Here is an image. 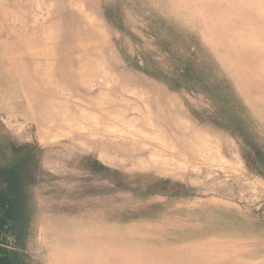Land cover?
I'll return each mask as SVG.
<instances>
[{
  "label": "rangeland",
  "instance_id": "1",
  "mask_svg": "<svg viewBox=\"0 0 264 264\" xmlns=\"http://www.w3.org/2000/svg\"><path fill=\"white\" fill-rule=\"evenodd\" d=\"M16 1L0 0L1 45ZM33 1L41 9L26 10L36 22L27 43L39 49L29 56L39 65L54 55L57 32L51 25L62 0ZM69 1L79 31L76 40L87 39L96 67L87 84L79 83L81 98L66 91L56 105L69 125L61 137L48 140L51 131L38 135V110L29 107L25 93L6 90L0 53V159L17 154L26 159L24 203L6 227L1 256L8 264H48L56 246L73 243L75 232L85 228L100 238L169 226L174 233L195 230L187 242L191 245L212 248L218 239L239 241L251 264H264V95L254 97L249 84L239 80L229 43L217 40L201 14L177 0ZM210 1L219 5L228 0ZM145 82L170 95L173 116L216 149L209 161L187 154L179 159L181 144L169 138L182 137L180 130L169 131L141 114L149 111L145 101L151 93ZM103 85L108 91L104 96ZM94 100L110 108L114 123L107 132L114 134L112 141L134 144L142 158H127L78 122V109L96 114L90 109ZM153 147L173 155L171 161L160 154L149 158Z\"/></svg>",
  "mask_w": 264,
  "mask_h": 264
},
{
  "label": "bare ground",
  "instance_id": "2",
  "mask_svg": "<svg viewBox=\"0 0 264 264\" xmlns=\"http://www.w3.org/2000/svg\"><path fill=\"white\" fill-rule=\"evenodd\" d=\"M177 1L182 6L190 5L191 8L197 10L214 30L217 40L221 43H229L232 59L229 58V60L239 70V80L249 84L248 90L251 94H257L258 97L261 94L264 95V18H262L264 16V0H228L227 2L217 0L219 5L210 0L204 2L203 0ZM194 1L200 5L197 6ZM69 3V0H62L60 3L58 1V10H56L58 12H53H56L57 19L51 26L57 32V35H55L57 44L52 49L51 53L54 52V55L50 61H44L42 64L37 65L29 59L30 54L39 53V49H34L27 43L28 39H31L28 37V31L35 26L36 22L27 18L26 10L41 9L36 1L20 0L14 2L8 17L9 21L5 22V39L3 44H0V53L5 57L3 79L8 85L5 88L10 93L18 91L26 94L29 107H35L38 110L36 111L38 116L35 120L38 135H45L47 131H51L52 134L47 137L48 140L61 137L63 129L69 126L62 121L56 110V105L61 103L66 91L72 93V96H81L79 83L87 84L92 79L93 68L96 67L92 57L95 53L88 52L90 47L87 39L80 38L76 40L78 38L76 33L79 34V31L73 13L69 10ZM63 9H66L65 13ZM223 23L226 24V27L223 26L221 32L217 34L220 25H223ZM42 31L45 32V27H42ZM78 49L85 52L80 54ZM109 63L113 67L118 65L111 61ZM259 66L261 69L255 70ZM145 84L151 93L145 101V107L149 108L150 113L149 111L141 112L139 110L141 114L152 116L155 124L169 131L180 130L182 137L173 135L169 138L172 142L181 144L178 152L179 159L187 154L192 158L200 157L209 161L208 158L215 153L216 149L197 130L190 129L189 132V124L186 125L183 119L179 120L173 116L174 108L170 95L166 93L159 94L157 91H160L161 88L155 84L148 82H145ZM246 86L248 85L246 84ZM100 94L103 96L108 94L104 85L101 86ZM101 101L94 100L90 102V109L94 110L96 114L89 112H87L88 114H82L84 109H78V114L81 113L78 122L81 120L79 123L87 125L88 133L98 134L100 139L104 140L100 142L107 143V146H111L127 158H142L143 153L134 144L112 141L111 136L114 134L107 131L111 123H114V119H112L109 112L110 108L105 109ZM246 102L244 101V104ZM175 112L178 113L176 110ZM84 136H77L78 138H76L88 142L87 139L83 138ZM159 154L166 162H170L173 156L167 151L156 147L152 148L148 156L153 159ZM177 170L182 172L183 168ZM169 228L173 227L168 226L162 230H156L155 228L147 230L140 227L133 231H125V236L120 232H116L103 234L104 236L101 234L102 237L100 238H97L95 231L87 232L85 228V230L75 232L73 243L71 242L63 247L56 246L55 255L49 258L48 264H251L249 262L251 255L247 253V247L239 241L218 239L212 248H209L210 245L205 243L191 245L187 242H189L190 237L196 236L197 232L194 229L192 232L186 230L187 233L179 231L174 233V228L171 231ZM170 236L173 237V241L169 240ZM201 238H204V236ZM170 239L172 240V238ZM208 260L212 263H208Z\"/></svg>",
  "mask_w": 264,
  "mask_h": 264
},
{
  "label": "trees",
  "instance_id": "3",
  "mask_svg": "<svg viewBox=\"0 0 264 264\" xmlns=\"http://www.w3.org/2000/svg\"><path fill=\"white\" fill-rule=\"evenodd\" d=\"M25 163L21 154L11 160L0 159V242L10 220L19 214L24 203ZM0 264H8L1 254Z\"/></svg>",
  "mask_w": 264,
  "mask_h": 264
}]
</instances>
